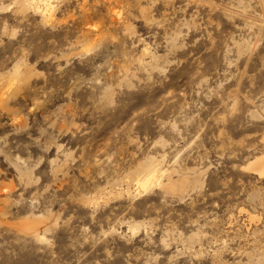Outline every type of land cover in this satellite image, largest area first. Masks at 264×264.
Wrapping results in <instances>:
<instances>
[{
    "label": "clouds",
    "instance_id": "obj_1",
    "mask_svg": "<svg viewBox=\"0 0 264 264\" xmlns=\"http://www.w3.org/2000/svg\"><path fill=\"white\" fill-rule=\"evenodd\" d=\"M0 264H264V0H0Z\"/></svg>",
    "mask_w": 264,
    "mask_h": 264
}]
</instances>
